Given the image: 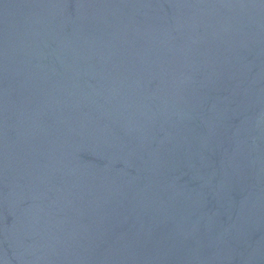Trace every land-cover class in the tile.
I'll use <instances>...</instances> for the list:
<instances>
[{
    "label": "water",
    "instance_id": "95a60500",
    "mask_svg": "<svg viewBox=\"0 0 264 264\" xmlns=\"http://www.w3.org/2000/svg\"><path fill=\"white\" fill-rule=\"evenodd\" d=\"M0 264H264V0H0Z\"/></svg>",
    "mask_w": 264,
    "mask_h": 264
}]
</instances>
